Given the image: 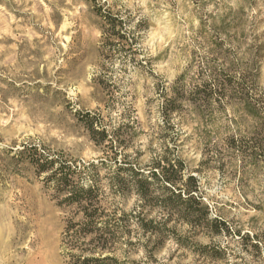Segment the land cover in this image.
Returning <instances> with one entry per match:
<instances>
[{"label":"rangeland","instance_id":"1","mask_svg":"<svg viewBox=\"0 0 264 264\" xmlns=\"http://www.w3.org/2000/svg\"><path fill=\"white\" fill-rule=\"evenodd\" d=\"M96 6L136 44L104 50ZM86 113L124 139L119 165L181 159L221 223L216 235L173 220L159 238L133 223L130 264H264V152L249 157L264 144V0H0V264H66L75 207L47 189L38 155L97 166L84 183L104 207L140 210L134 192L111 189L117 166Z\"/></svg>","mask_w":264,"mask_h":264},{"label":"trees","instance_id":"2","mask_svg":"<svg viewBox=\"0 0 264 264\" xmlns=\"http://www.w3.org/2000/svg\"><path fill=\"white\" fill-rule=\"evenodd\" d=\"M94 11L102 20L104 50L111 46H122L128 41L130 46L136 44L134 39L128 40L130 32L127 23L114 16L110 8L96 6ZM172 106L170 102L163 106L166 114L173 111ZM80 120L85 123L90 139L99 147L105 145L109 150L107 153L105 151V155L117 166L115 175L108 178L113 192H134L141 204L140 210L135 212L122 211L120 215L121 210L111 211L104 207L101 188L96 181L84 183V175L87 170L89 172V167L97 166L69 165L50 156L38 155L36 170L38 174L45 175L43 182L47 189L54 191L60 205L75 207L73 216L67 220L63 237L66 264L132 263L129 260L130 252L124 245H132L130 227L133 223L144 233L158 238L170 231L167 226L173 220L207 229L216 235L221 232L218 219H209L210 210L200 196L199 181L186 169L181 159L174 163L167 158L161 159L143 172L119 165L117 157L120 151L113 149L114 144L124 148V139L109 136L104 119L99 115L86 113ZM258 124L257 130L264 140V125L260 121ZM237 150L244 155L240 145ZM250 150L252 153L249 157L254 158L258 151L264 152V144H257ZM100 164L103 166L105 162ZM147 209L159 210L160 221L147 220L150 214V211L145 213ZM176 241L180 242L178 238Z\"/></svg>","mask_w":264,"mask_h":264}]
</instances>
